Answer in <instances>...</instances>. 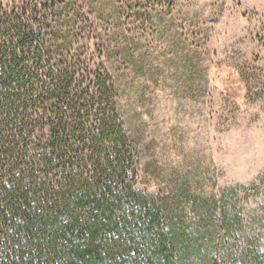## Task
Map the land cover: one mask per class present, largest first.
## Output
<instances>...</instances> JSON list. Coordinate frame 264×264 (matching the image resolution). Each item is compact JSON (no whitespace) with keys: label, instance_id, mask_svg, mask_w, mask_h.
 I'll list each match as a JSON object with an SVG mask.
<instances>
[{"label":"trees","instance_id":"trees-1","mask_svg":"<svg viewBox=\"0 0 264 264\" xmlns=\"http://www.w3.org/2000/svg\"><path fill=\"white\" fill-rule=\"evenodd\" d=\"M73 0H0V264H264V220L140 188L142 140L107 61L145 73ZM101 53V54H100ZM219 220V225L217 223Z\"/></svg>","mask_w":264,"mask_h":264},{"label":"rangeland","instance_id":"rangeland-1","mask_svg":"<svg viewBox=\"0 0 264 264\" xmlns=\"http://www.w3.org/2000/svg\"><path fill=\"white\" fill-rule=\"evenodd\" d=\"M14 0H4L12 6ZM85 34H116L146 56L116 72L142 140L140 188L182 208L237 204L248 234L264 220V0H73ZM101 54V53H100ZM219 225V220L217 218Z\"/></svg>","mask_w":264,"mask_h":264}]
</instances>
